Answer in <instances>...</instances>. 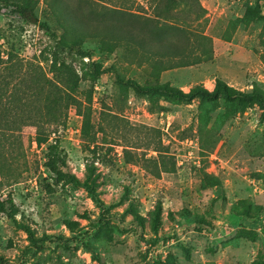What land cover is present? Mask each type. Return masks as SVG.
Returning a JSON list of instances; mask_svg holds the SVG:
<instances>
[{
  "label": "rangeland",
  "instance_id": "374dc122",
  "mask_svg": "<svg viewBox=\"0 0 264 264\" xmlns=\"http://www.w3.org/2000/svg\"><path fill=\"white\" fill-rule=\"evenodd\" d=\"M6 1L17 0H0L1 57L39 61L50 79L44 59L56 50L79 87L51 136L62 154L57 173L45 167L47 145L35 141L38 113L22 115L29 171L1 197L11 193L14 219L37 245L0 214V264H264V110L142 94L131 84L187 94L223 82L264 97L262 2L30 0L53 40ZM53 6L174 47L150 57L108 37L66 34Z\"/></svg>",
  "mask_w": 264,
  "mask_h": 264
},
{
  "label": "trees",
  "instance_id": "16d2710c",
  "mask_svg": "<svg viewBox=\"0 0 264 264\" xmlns=\"http://www.w3.org/2000/svg\"><path fill=\"white\" fill-rule=\"evenodd\" d=\"M264 8V0H260ZM6 8L26 23L38 24L45 28L53 40L56 36L47 26H43L35 14V5L30 0H17L4 3ZM51 14L55 16L56 23L64 33L74 34L78 37L101 36L109 38L118 45H130L136 51L140 50L150 57H161L174 46L172 44H149L145 38L136 35L132 30L121 25H91L76 18L66 16L64 10L53 6ZM136 17L138 15L132 14ZM160 27L155 26L152 32L156 33ZM60 44L65 42L58 40ZM62 50V49H61ZM64 50V48H63ZM47 61V72L52 77L46 78L41 71L40 62L23 60L7 53V58L0 55V214L7 216L19 229L24 230L33 245H37L32 231L24 225L16 223L14 217L18 214L11 193L7 192L5 198L1 197L2 189L23 179L29 171L26 150L20 136V123L22 115L27 111L38 113V123L35 132V141L38 145L46 144L47 161L45 167L52 173H57L58 165L62 160L61 149L57 145L56 136L58 129L65 126L66 115L73 105V91L79 87V77L71 64L62 60L58 51L52 50ZM137 93L149 95L169 96L179 100L194 98L215 100L220 97L227 101L242 103L254 102L264 110V97L257 91L241 92L228 87L223 82H217L214 90L209 92L201 87H194L189 93L168 85L140 86L131 83ZM50 140V142H49ZM42 246V245H38Z\"/></svg>",
  "mask_w": 264,
  "mask_h": 264
}]
</instances>
